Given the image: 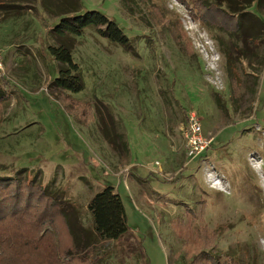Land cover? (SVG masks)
I'll list each match as a JSON object with an SVG mask.
<instances>
[{
    "label": "rangeland",
    "instance_id": "obj_1",
    "mask_svg": "<svg viewBox=\"0 0 264 264\" xmlns=\"http://www.w3.org/2000/svg\"><path fill=\"white\" fill-rule=\"evenodd\" d=\"M26 1L0 0V91L7 95L0 176L36 189L30 218L47 211L46 188L59 208L78 206L91 227L88 203L114 186L130 231L81 256L98 254L106 264H264V39L250 43L252 27L230 34L204 24L193 0H81L80 13L106 14L130 45L87 28L73 48L85 87L63 92L53 83L59 68L49 49L60 17L41 0ZM246 9L264 24V0ZM226 11L204 13L219 12L218 24L238 31L239 17ZM255 33L263 38L264 26ZM193 110L213 144L189 160L182 128ZM41 230L39 246L58 264L88 263L75 259L81 249L60 217Z\"/></svg>",
    "mask_w": 264,
    "mask_h": 264
},
{
    "label": "trees",
    "instance_id": "obj_2",
    "mask_svg": "<svg viewBox=\"0 0 264 264\" xmlns=\"http://www.w3.org/2000/svg\"><path fill=\"white\" fill-rule=\"evenodd\" d=\"M240 1H244V4H241ZM193 2L199 4V10H201L199 12L202 14L201 18L204 24L212 27H224L227 33L243 31V34H247L250 32L251 27L255 33V30H259L264 26L261 22H259L260 25L254 22L255 19L259 21V18L254 14H250L246 9L248 5L252 3L254 5L256 0H236L237 6L234 5V0H193ZM257 2L259 3L260 0H257ZM41 3L50 16L60 17L59 23L51 29L50 33L54 45H50L49 49L58 62L59 68V75L53 83L63 92L65 90L80 91L85 87L81 68L73 58V48L75 37L82 35L87 28H95L102 37L115 44L124 47L130 45V39L127 35L106 14L96 10L80 13L81 0H61L59 3H54L52 0H41ZM246 3L249 4L246 5ZM64 5H71V7L63 10ZM224 6L229 10L226 12L230 17H239L238 31L230 30L222 23H219V25L217 22L220 20L218 18L219 12H213L214 14L211 16H206L204 13L205 8L224 10ZM247 15H251V18ZM246 16L247 19L245 20ZM253 34L249 37L252 44L257 45L256 43L260 42L259 40L264 39V37L260 38V36L255 34L253 36ZM226 55L228 63H231L230 54L226 52ZM230 74L232 76L230 79L231 85L234 87L236 73L233 69H230ZM6 97V93L0 91V101ZM110 135L107 134L106 136L113 143L115 139L112 140ZM208 152L209 150L198 159L207 155ZM23 184L25 185V181L16 176H0V264H58L57 257H53L52 254L48 255L41 250L39 246L41 239L38 238V234L42 231L41 227L47 229L49 226H54L58 217L65 222L74 249H81L79 257H75V259L85 258L88 263L84 264H106L102 256L98 254L93 261L86 256L87 252L81 256L84 252L83 249L90 250L92 246H98L105 240H119L130 231L124 202L114 186L105 187L90 200L87 208L91 213L93 226L86 227L80 219L81 213L78 206L68 201L62 202L59 208V204L55 202V199L58 198L49 194L46 188L42 190L41 195L39 191L37 192L42 198L49 196L48 203L45 205L47 211L44 210L43 216L40 215L42 220L39 219L40 216L34 219L30 218L29 210L35 209L38 205L36 202L35 207H33V201H37L39 198H36L35 188L21 189ZM46 223L48 224L44 225ZM74 254H78V251ZM74 254H72V258ZM216 258L220 261L218 255ZM59 259L62 261V258L59 257Z\"/></svg>",
    "mask_w": 264,
    "mask_h": 264
},
{
    "label": "built area",
    "instance_id": "obj_3",
    "mask_svg": "<svg viewBox=\"0 0 264 264\" xmlns=\"http://www.w3.org/2000/svg\"><path fill=\"white\" fill-rule=\"evenodd\" d=\"M209 69H216V67L211 64ZM211 71L214 72L217 69ZM184 125L182 128V137L187 157L189 160L198 159L206 151L210 150L213 139L204 135L202 119L196 110L190 111L187 114V122Z\"/></svg>",
    "mask_w": 264,
    "mask_h": 264
}]
</instances>
